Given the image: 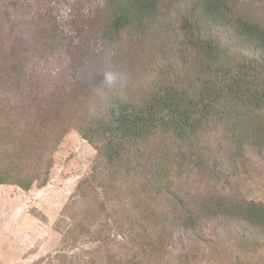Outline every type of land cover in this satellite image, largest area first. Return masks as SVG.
Returning <instances> with one entry per match:
<instances>
[{"label":"trees","instance_id":"16d2710c","mask_svg":"<svg viewBox=\"0 0 264 264\" xmlns=\"http://www.w3.org/2000/svg\"><path fill=\"white\" fill-rule=\"evenodd\" d=\"M56 1L73 20L68 0ZM94 1L90 35L100 43L163 38L145 92L127 98L100 73L80 74L102 97L85 111L88 95L71 88L59 52L73 25L49 20L23 76L0 26V185L45 186L56 143L74 130L94 150L64 206L62 242L93 245L78 264H196L188 249L211 223L225 251L264 250V201L237 192L242 174L252 178L249 156L264 160V0Z\"/></svg>","mask_w":264,"mask_h":264},{"label":"rangeland","instance_id":"374dc122","mask_svg":"<svg viewBox=\"0 0 264 264\" xmlns=\"http://www.w3.org/2000/svg\"><path fill=\"white\" fill-rule=\"evenodd\" d=\"M68 3L74 11L73 20L56 0H0V26L11 46L12 70L22 76L23 71H28L30 56L36 53L38 41L48 27L52 31L49 20L56 16L62 27L71 24L74 27L73 33L62 39L59 52L67 55L64 75L71 88L88 95L85 111L100 107L102 98L92 76L80 77L90 71L97 76L100 73L102 85L110 81L108 91H121L127 98L141 96L146 90L144 72L153 56L149 53L164 46L161 35H151L140 45L124 40L108 47L90 35L91 14L99 11L101 5L94 0H68ZM6 13L12 17L11 22L5 19ZM259 14H264L263 8ZM70 117L76 115L71 113ZM93 157L92 147L76 131L67 130L49 157L52 166L45 186L33 185L24 191L13 185H0V264H78L75 257L91 250L92 244L63 243L61 230L71 224L64 206L78 181L89 173ZM249 160L252 178L246 179L242 174L235 191L247 199L264 201V160L253 155ZM242 172H250V167L242 168ZM210 226H206V236L188 249L196 264H264V250L250 256L225 251L223 238ZM174 243H167L164 248L165 261L174 255Z\"/></svg>","mask_w":264,"mask_h":264}]
</instances>
